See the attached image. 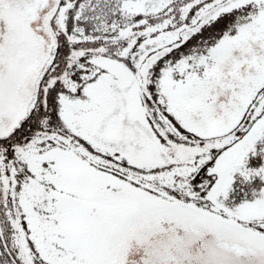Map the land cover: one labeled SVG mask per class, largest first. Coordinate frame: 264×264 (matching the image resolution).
<instances>
[{
    "label": "snow or ice",
    "instance_id": "obj_1",
    "mask_svg": "<svg viewBox=\"0 0 264 264\" xmlns=\"http://www.w3.org/2000/svg\"><path fill=\"white\" fill-rule=\"evenodd\" d=\"M0 264H264V0H0Z\"/></svg>",
    "mask_w": 264,
    "mask_h": 264
}]
</instances>
